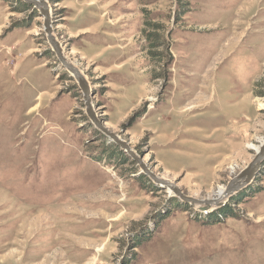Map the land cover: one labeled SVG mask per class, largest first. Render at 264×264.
<instances>
[{"label": "rangeland", "instance_id": "obj_1", "mask_svg": "<svg viewBox=\"0 0 264 264\" xmlns=\"http://www.w3.org/2000/svg\"><path fill=\"white\" fill-rule=\"evenodd\" d=\"M48 1L98 119L159 177L211 200L253 161L264 0ZM86 109L40 11L0 0V264H264V162L204 214Z\"/></svg>", "mask_w": 264, "mask_h": 264}, {"label": "water", "instance_id": "obj_2", "mask_svg": "<svg viewBox=\"0 0 264 264\" xmlns=\"http://www.w3.org/2000/svg\"><path fill=\"white\" fill-rule=\"evenodd\" d=\"M23 1L25 3L32 4L40 11L44 19L45 32L47 34L51 51L56 54L57 61L59 62L60 66L66 69L75 78L78 87L82 90L87 108L86 112L92 123L102 134L108 137L116 145L120 146V148L125 151L131 157V159L136 161L142 173L149 177L154 183L171 192L172 195L180 199L182 202L187 203L196 208L198 211L206 214L214 208L225 205V203H227L232 197L245 190L255 181L264 162V140H262L259 150L256 151L253 161L238 175L232 178L228 182L223 192L215 199L199 200L192 196L185 195L181 188L177 186L176 182L159 177L155 172L152 171V169L142 159V157H140L135 152V150L130 147L129 143L105 127L103 122L98 119V115L93 104V91L90 81L88 80L86 74L68 57L63 43L55 34V29L53 26V12L50 2L48 0Z\"/></svg>", "mask_w": 264, "mask_h": 264}, {"label": "bare ground", "instance_id": "obj_3", "mask_svg": "<svg viewBox=\"0 0 264 264\" xmlns=\"http://www.w3.org/2000/svg\"><path fill=\"white\" fill-rule=\"evenodd\" d=\"M255 149L259 150L257 146H253ZM224 189H220L218 196L223 192Z\"/></svg>", "mask_w": 264, "mask_h": 264}, {"label": "trees", "instance_id": "obj_4", "mask_svg": "<svg viewBox=\"0 0 264 264\" xmlns=\"http://www.w3.org/2000/svg\"><path fill=\"white\" fill-rule=\"evenodd\" d=\"M225 209H226V208H225ZM225 211L227 212L226 214H228V215H229L228 212H231L230 209H229V207H227V209H226ZM230 214H233V212H231Z\"/></svg>", "mask_w": 264, "mask_h": 264}]
</instances>
